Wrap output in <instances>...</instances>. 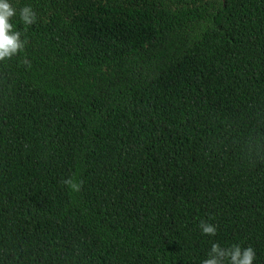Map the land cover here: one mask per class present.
Segmentation results:
<instances>
[{"label":"trees","instance_id":"trees-1","mask_svg":"<svg viewBox=\"0 0 264 264\" xmlns=\"http://www.w3.org/2000/svg\"><path fill=\"white\" fill-rule=\"evenodd\" d=\"M10 3L0 264H264V0Z\"/></svg>","mask_w":264,"mask_h":264},{"label":"clouds","instance_id":"clouds-1","mask_svg":"<svg viewBox=\"0 0 264 264\" xmlns=\"http://www.w3.org/2000/svg\"><path fill=\"white\" fill-rule=\"evenodd\" d=\"M19 15V19L26 26H30L37 21V14L31 6L17 9L10 3V0H0V62L11 60L14 56L25 50L26 39H21L22 33L15 29L12 20ZM72 191L79 192L82 182L73 179L63 181ZM204 235L215 236L217 227L213 224L200 222L199 225ZM256 258L255 250L252 247L241 248L239 245L231 247H221L218 243H213L208 253V258L202 264H254Z\"/></svg>","mask_w":264,"mask_h":264}]
</instances>
